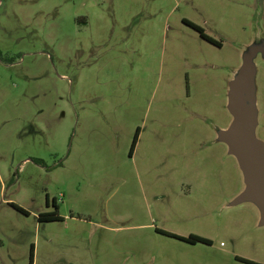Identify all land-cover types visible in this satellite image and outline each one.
<instances>
[{"label": "rangeland", "instance_id": "obj_1", "mask_svg": "<svg viewBox=\"0 0 264 264\" xmlns=\"http://www.w3.org/2000/svg\"><path fill=\"white\" fill-rule=\"evenodd\" d=\"M239 75L264 144V0H0V264H264Z\"/></svg>", "mask_w": 264, "mask_h": 264}, {"label": "water", "instance_id": "obj_2", "mask_svg": "<svg viewBox=\"0 0 264 264\" xmlns=\"http://www.w3.org/2000/svg\"><path fill=\"white\" fill-rule=\"evenodd\" d=\"M239 77L241 81L232 83L228 105L235 119L227 131L219 132V139L226 141L229 154L244 174L246 188L241 200H249L258 208L264 224V144L253 133L257 127L256 88L251 76Z\"/></svg>", "mask_w": 264, "mask_h": 264}, {"label": "trees", "instance_id": "obj_3", "mask_svg": "<svg viewBox=\"0 0 264 264\" xmlns=\"http://www.w3.org/2000/svg\"><path fill=\"white\" fill-rule=\"evenodd\" d=\"M186 25H188L193 30H195L199 34L201 39H203L204 41L210 43L211 40L204 34L202 29H200L199 27H197V26H195V25H193V24H191L189 22H186ZM139 134H140V130L137 129L136 132H135L134 138H133L132 145H131L130 155H132L134 150H135V147H136L137 142H138ZM33 162H35L37 165L44 166V162L42 160L34 159ZM55 207H56V205H55ZM58 221H59L58 213H49V214H45V215H40L38 217V222L39 223L58 222ZM160 233L163 234V235H166L168 237H171V238L186 242L188 244H192V245L203 244V245L211 246V241L208 240V239L202 238V237L189 236L188 238H183V237H179V236H176V235L168 234V233H165V232H160ZM33 254H34V248L31 247V249H30V264H33ZM237 260L240 261V262H243L245 264H258V263H254V262H251V261H248V260H245V259H241V258H237Z\"/></svg>", "mask_w": 264, "mask_h": 264}, {"label": "crops", "instance_id": "obj_4", "mask_svg": "<svg viewBox=\"0 0 264 264\" xmlns=\"http://www.w3.org/2000/svg\"><path fill=\"white\" fill-rule=\"evenodd\" d=\"M191 183L192 182H189L188 183V185L189 186H187L188 188L190 187V186H192L191 185ZM257 211H258V213H259V216H260V212H259V210L257 209ZM158 229L156 228V233L157 234H159L158 233V231H157ZM161 232H165L164 230H161ZM167 232V231H166ZM156 234V235H157ZM168 234H172V235H176V236H179V237H183V238H188V237H185V236H180V235H177V234H175V233H173V232H168ZM162 235V234H161ZM164 236V235H163ZM190 236H193V235H190ZM165 237H168V236H165ZM167 239H171V240H173V241H175V242H177V243H185L186 245H189V246H192V247H194V248H196V247H204V248H206V249H211V246H207V245H203V244H195V245H192V244H188V243H186V242H183V241H180V240H177V239H174V238H171V237H168ZM194 248H192V249H194ZM227 257V256H226ZM196 258H198V257H196ZM232 259V258H231ZM241 259H244V258H241ZM237 260V258L235 259V257L233 258V261H234V263H239L238 261H236ZM236 261V262H235ZM149 264V263H148ZM239 264H245V263H239Z\"/></svg>", "mask_w": 264, "mask_h": 264}, {"label": "flooded vegetation", "instance_id": "obj_5", "mask_svg": "<svg viewBox=\"0 0 264 264\" xmlns=\"http://www.w3.org/2000/svg\"><path fill=\"white\" fill-rule=\"evenodd\" d=\"M219 132H221L220 130L218 131V136H219ZM232 156V155H231ZM47 214V213H46ZM43 215V214H42Z\"/></svg>", "mask_w": 264, "mask_h": 264}]
</instances>
